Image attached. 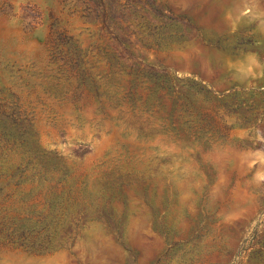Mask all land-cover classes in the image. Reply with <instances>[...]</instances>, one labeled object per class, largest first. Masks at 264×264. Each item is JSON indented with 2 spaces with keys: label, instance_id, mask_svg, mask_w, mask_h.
<instances>
[{
  "label": "rangeland",
  "instance_id": "obj_1",
  "mask_svg": "<svg viewBox=\"0 0 264 264\" xmlns=\"http://www.w3.org/2000/svg\"><path fill=\"white\" fill-rule=\"evenodd\" d=\"M0 264H264V0H0Z\"/></svg>",
  "mask_w": 264,
  "mask_h": 264
}]
</instances>
